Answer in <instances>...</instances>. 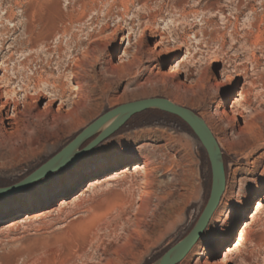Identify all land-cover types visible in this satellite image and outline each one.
I'll return each mask as SVG.
<instances>
[{
	"label": "rangeland",
	"instance_id": "obj_1",
	"mask_svg": "<svg viewBox=\"0 0 264 264\" xmlns=\"http://www.w3.org/2000/svg\"><path fill=\"white\" fill-rule=\"evenodd\" d=\"M0 48V63L11 57L20 67L28 60L29 70L21 75L41 90L53 84L75 88L76 72H87L92 84L112 86L93 102L91 116L43 153L19 163L0 162L6 184L28 177L125 104L166 99L205 122L211 118L227 188L202 239L181 264H220L241 223L249 222L252 203L264 196V0H0ZM161 74L165 82L146 93L138 90L141 81ZM222 75L229 81L212 91ZM182 81L185 88H178ZM230 90L243 118L227 125L220 114L230 111L223 101ZM152 112L158 111L134 117L133 127H123L55 175L85 166L100 176L41 192L33 200L6 204L9 197L2 198L0 264H154L186 238L211 198L210 162L191 130ZM243 119L256 123L258 142L246 145L251 135L237 136ZM131 164L137 173L112 176ZM105 176L110 179L102 183ZM233 221L235 240L215 252ZM243 259L264 264V208L237 242L229 264Z\"/></svg>",
	"mask_w": 264,
	"mask_h": 264
},
{
	"label": "bare ground",
	"instance_id": "obj_2",
	"mask_svg": "<svg viewBox=\"0 0 264 264\" xmlns=\"http://www.w3.org/2000/svg\"><path fill=\"white\" fill-rule=\"evenodd\" d=\"M1 49L2 48H0V57L3 54ZM77 67L82 69L80 65ZM27 70H29L28 60L23 62L20 67L13 63L11 57L7 60H2L0 63V74L2 73L0 76V162L3 164L19 163L43 153L50 144L58 142L62 135L69 134L80 126L85 121V117L91 116L93 114V102L105 96L112 87L105 81L101 85L92 84L89 79L93 77L87 72H76L75 80L77 85L76 87L74 86L75 88H70L68 91L66 85L58 86L53 84V88L51 86L52 89L44 91L41 90V86L36 84H34V86L30 79L21 75L22 71ZM161 75L150 76L144 79L138 84V90L142 91V93H146L149 86L157 85L161 82L163 83L165 80L164 77L166 76ZM202 80L203 79H199L197 84H201ZM228 81L229 77L227 75H222L220 80H216L211 86V90L216 92L221 91L225 86L224 84ZM42 82L43 81H41V83ZM182 86L185 88L183 81L178 84V88ZM204 88L203 85H201V89L198 87V90L203 91ZM234 94L233 90H230L223 97V101L229 102L228 108L230 111H223L220 114V119L227 125H231L232 121L239 116L243 118V115L241 116L237 111V102L231 100ZM43 101L46 102L40 107ZM56 103H58V107L54 109ZM67 105H70V107L66 109ZM219 106L221 107L222 103H220ZM243 120V125L237 127V136L243 138L251 135V140L247 141L244 138V141H247L246 145H251V141L252 143L258 142L259 136L256 134L257 130H255L257 129L256 123L246 121L245 119ZM206 124L213 130L211 127V118L206 120ZM137 172L138 167L136 164H131L116 170L112 173V176L121 178V176L128 173L135 174ZM106 174L107 172H104L102 175ZM96 176H100V173L93 168L85 169V166L75 167V169L65 174L55 176L53 180L45 182L41 186L7 198L8 202L6 204L24 198L33 200L41 192L49 191L61 187L62 185L81 184L84 178ZM108 179H110V177L105 176L102 178L101 182L106 183ZM96 182L98 181L89 184L90 187ZM147 196L148 195L145 194L144 198ZM1 201L4 200L0 199V204L2 203ZM26 208V204L20 206V209ZM263 208L264 196L257 202L253 211L247 215L249 222H243L235 244L232 247L226 246L224 248L226 252L218 261L220 264L231 263L230 257L234 248L237 246V242L242 239L250 227L251 222L255 220ZM236 225V221L230 224L229 229L226 231L221 241H218L215 252L217 249L223 248V246L231 244V241L235 240ZM246 262L247 260L243 259L242 264H247Z\"/></svg>",
	"mask_w": 264,
	"mask_h": 264
},
{
	"label": "water",
	"instance_id": "obj_3",
	"mask_svg": "<svg viewBox=\"0 0 264 264\" xmlns=\"http://www.w3.org/2000/svg\"><path fill=\"white\" fill-rule=\"evenodd\" d=\"M148 111H158L183 121L200 141L207 153L211 172V198L188 236L170 249L154 264H181L205 234L215 212L220 206L227 188V174L222 160L223 154L213 132L195 112L166 99H152L125 104L103 115L83 130L69 145L22 181L0 187V199L24 192L74 166L85 155L97 149L113 137L134 117ZM257 201L250 207L252 210ZM251 212V211H250ZM249 212V213H250ZM243 224V222L241 223Z\"/></svg>",
	"mask_w": 264,
	"mask_h": 264
},
{
	"label": "trees",
	"instance_id": "obj_4",
	"mask_svg": "<svg viewBox=\"0 0 264 264\" xmlns=\"http://www.w3.org/2000/svg\"><path fill=\"white\" fill-rule=\"evenodd\" d=\"M152 113L155 114V115L157 114V115H160V116L170 117V118L174 119L180 125V127L184 128V130L190 131V129L186 126V124L183 121H181L180 119H178L177 117H175V116H172V115H169V114H164V113H158V112H152ZM146 115L147 114L141 115V116H139L137 118L140 119V118H142V117H144ZM134 122H135V119H132L124 128L133 127ZM9 185L10 184H6L4 181H2L0 179V187H5V186H9Z\"/></svg>",
	"mask_w": 264,
	"mask_h": 264
}]
</instances>
